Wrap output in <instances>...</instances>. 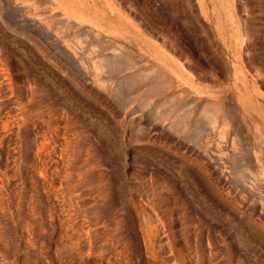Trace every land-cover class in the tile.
Masks as SVG:
<instances>
[{
    "label": "rangeland",
    "instance_id": "obj_1",
    "mask_svg": "<svg viewBox=\"0 0 264 264\" xmlns=\"http://www.w3.org/2000/svg\"><path fill=\"white\" fill-rule=\"evenodd\" d=\"M0 264H264V0H0Z\"/></svg>",
    "mask_w": 264,
    "mask_h": 264
}]
</instances>
